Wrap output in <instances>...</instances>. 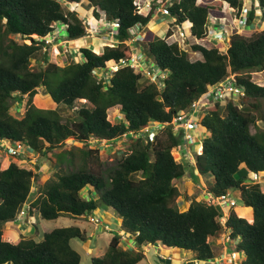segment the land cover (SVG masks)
<instances>
[{
  "label": "trees",
  "instance_id": "obj_1",
  "mask_svg": "<svg viewBox=\"0 0 264 264\" xmlns=\"http://www.w3.org/2000/svg\"><path fill=\"white\" fill-rule=\"evenodd\" d=\"M84 1L0 0V139L27 141L41 162L51 160L50 153L65 146L67 139L76 141L60 157L61 163L62 157L68 160V169L61 165L52 174L21 166L8 157L0 159V264H81V254L71 241H85L88 236L77 225L53 228L41 240L23 234L16 241L4 238V225L14 222L36 193L30 208L38 209L44 219L93 213L98 207L95 198L114 210L136 248H126L122 234L116 233L105 253L93 256L91 264H142L145 247L157 244L208 261L217 256L211 238L224 233L234 244L233 250L241 254L242 264H264V191L254 178L264 173V126L259 124H264V85L251 76L264 71V28L248 35L233 32L226 51L221 50L223 43L208 47L199 39L208 37L210 13L224 16L222 4L210 8L198 0H174L169 17L176 20L165 35L147 32L140 41L155 67L167 74L156 83L131 65L134 51L127 44L138 23L147 26L152 20V9L143 12L137 0H87L97 19L103 14L109 23H119L114 32L117 44L101 52L81 47L82 59L68 58L64 65L49 61L44 53L46 66L34 69L32 61L38 52L43 48L48 52L46 38L56 23L65 26L67 39L86 32L85 17L65 6ZM226 1L242 12L244 0ZM257 3L264 8V0ZM257 14L252 9L246 25ZM176 24L190 29L188 41L194 40L191 47L201 59L192 60L179 43L168 41ZM103 70L108 78L96 75ZM231 75L245 95L238 100L227 96L201 117L200 128L207 135L193 169L195 178L212 177L208 193L214 197L238 190L243 205L253 208L252 222L229 207L222 223V206L208 198L188 196L186 210L177 201L182 190L176 181L185 175L186 165L173 152L183 146L184 138L176 132L173 118ZM40 88L55 104L73 105L81 99L94 107H81L75 119L63 121L57 110L41 111L33 103ZM25 95L29 96L27 106L18 117L10 109L14 100L21 103ZM112 107L120 108L115 123L109 119ZM153 123L162 124V130L146 138L143 131ZM125 134L131 152L107 176L95 170L93 164H99L101 153L92 143H115Z\"/></svg>",
  "mask_w": 264,
  "mask_h": 264
},
{
  "label": "rangeland",
  "instance_id": "obj_2",
  "mask_svg": "<svg viewBox=\"0 0 264 264\" xmlns=\"http://www.w3.org/2000/svg\"><path fill=\"white\" fill-rule=\"evenodd\" d=\"M151 3H150V2ZM158 0H137V3L140 5L141 10L145 9L147 6V3H150L151 6L154 4L156 5V2ZM174 1V0H170ZM199 2H205L208 3L210 8L219 7L220 4L221 10L224 13V16L216 17L212 13L209 14L208 17V37L204 40L199 39L200 43H203L204 45L211 47L216 46L218 43H223V46L221 47L222 51H226L227 49V41L229 40L230 35L233 32L242 33L244 35H248L252 30H261L264 28V8L262 9L258 3L257 0H244V8L242 12L239 14L238 10L232 9L229 6V2L226 0H198ZM158 4V3H157ZM66 7H70L72 9L77 10L80 15H83L86 19V32L77 38L73 39H67L65 31V26H63L60 23L55 24V30L51 33L50 36H48V39H53V41H50L48 46V52H46V48H43L41 51L38 52L36 56V60L32 61V67L34 69L39 68L41 66H46L45 58H43V54L47 53L48 60L58 63L59 65H64L68 58H73L75 61H79L82 59V55L80 52L81 47H89L94 49L97 52H101L105 46H115L117 44V39L114 36V30L112 28L111 23H109L101 14V17L97 19L95 15L93 14V8L88 3V1H84L82 3H65ZM68 9V8H67ZM257 10V16L256 19L251 23L250 25H246L244 22H242L244 16L252 10ZM155 11V10H154ZM247 11H249L247 13ZM262 11V12H261ZM229 12L232 16H229ZM156 14V13H155ZM153 13L152 18V24L148 27H146L143 30V34H147V32H151L153 35H158L163 37L165 35L166 28L163 29V27L168 23L172 21V19L169 17V15H162L161 13H157L155 15ZM220 18V19H219ZM218 21L226 22L228 25H225L226 35L220 34V33H212L210 31V28L212 27L213 23H216ZM167 24V25H168ZM164 25V26H163ZM163 26V27H162ZM152 28V29H151ZM61 32V36H58V32ZM189 31V30H188ZM190 32V31H189ZM144 36V35H143ZM178 35H175L173 37L168 38V41L172 42L178 39ZM142 38V37H141ZM180 40V39H179ZM181 41V40H180ZM182 42V41H181ZM194 42L193 39H190V42H186L184 44H180L181 47L189 52L190 58L192 60L201 59L202 56L199 53H196L193 51L191 44ZM197 43V42H196ZM127 44L130 45L133 48V67L136 71H140L144 74V77L146 79H149L151 81H157L159 80L157 77L155 69V63L154 58L148 54L146 51V48L141 46V44L138 43V41L131 42L130 40H127ZM115 67L112 69L114 71ZM112 71L109 75H111ZM105 70L99 73V71H96V75L98 78L100 77H107L108 75L104 74ZM252 79L261 85H264V71H255L251 73ZM241 96H236L235 99H240ZM29 96L25 95L23 96V100L21 103H18L14 100L13 106L10 109V112L18 117H21L24 115L26 104L28 101ZM226 99V97H225ZM33 103L40 109L41 111H47V109H55L62 117L63 121H67L68 119H75L78 116L79 109L81 107H90L93 108L94 105L89 102L88 100H81L77 99L73 105H67L65 103L55 104L50 100V97L43 88L39 89V92L35 97L33 98ZM238 103V102H237ZM199 118H201L202 114H198ZM120 116V108L119 107H112L109 110V119L112 121V123H115L119 120ZM194 118L197 119V116L194 114ZM259 124L261 126H264L263 122L259 121ZM162 130L160 126L156 123L151 124L147 129L143 131L144 136L147 138L148 136L150 138H153L157 131ZM175 130L178 134L182 133L184 135L182 141L183 146L182 147H175L173 149L174 155L176 159L183 162L186 165V173L185 175L178 179L177 185L181 188L182 194L178 197V205L180 206L181 210H186L188 207V204L190 203V197L188 196H197V199L203 200L205 198H209L210 195L208 194V184L212 183L213 179L211 176L203 177V178H195V171L193 169V165L195 163V156L196 153H199L201 148V141L205 135H207V131L205 129H189L185 126H181L178 124L175 127ZM252 130L255 131V128L252 127ZM181 131V132H180ZM76 144V141L72 139H67L65 146H62L58 148L53 153H50L51 162L44 165V170L49 168V171H51L52 168L55 167L59 168L61 165L64 168H67L68 166V160H66L65 157H62V163L60 162V157L62 155H67V151L71 148H74V145ZM92 145L100 148V155H101V161L99 164H93L95 166V170L99 171L101 174L107 176L109 171L112 170L119 160L121 158L131 152V146L126 136H123V138L118 139L115 143L101 141L100 143H92ZM199 148V149H198ZM26 153L31 154L32 150L27 146L26 147ZM30 159V161H29ZM32 159V160H31ZM22 160H26V165L28 168H32L37 170L35 165H38V163H41L40 159H38L37 156H31V157H24ZM55 162V163H54ZM58 166V167H56ZM93 167V166H92ZM68 169V168H67ZM48 171V170H47ZM260 178H264V174L259 175ZM258 180V178H257ZM261 186L264 189V179L261 180ZM235 193L234 198L237 201V207L241 211V215H244L245 217H249L251 219V211L247 212V208L245 211L241 208L243 206V202L241 200V197L239 195V191L235 190L233 191ZM86 194V193H85ZM99 195V194H98ZM37 196V193L34 194V197ZM32 197V199L34 198ZM97 197V195H96ZM98 201V207L96 210L93 211V214L99 218L100 222H104L105 220L110 222L109 226L110 228L106 231H102L99 226H96L94 222H92L89 219V213L79 218V222L83 225L84 229L86 230L87 239L85 241H82L80 239H72L71 244L72 246L78 250L81 254V264H91L92 257L93 256H100L103 255L108 247V244L110 242L111 237L116 234H124L122 237L123 241L126 240V242H129L130 245H135L134 240H130L131 236L129 234L124 233L123 228L121 227L120 220H118V217L114 210L110 207L105 206L102 202L98 200V198H95ZM228 210V209H226ZM236 211V210H235ZM37 224L35 226L38 228V232H35L33 235H24L27 237H34L37 240H41L43 238V235L45 232H48L56 227H63V226H71L68 225L64 217H59L58 219H43L41 217L38 218ZM74 222V219H72ZM10 229V228H9ZM13 229V227H12ZM126 236V237H125ZM228 236V234H227ZM91 237V238H90ZM128 237V239H126ZM4 238L13 241L15 238H12L6 231L4 232ZM91 239V241H89ZM230 241L227 240V237H225L224 234L220 235L219 237H212L211 243L214 249V252L216 253L217 257L220 255H225L227 252H231L233 250L234 244L230 245ZM129 243H124V245L129 246ZM90 247H88V246ZM183 251V250H181ZM188 253V252H187ZM186 252H182L181 258L186 259V261H189L192 256L191 254H187ZM160 254H164L166 256H169L170 254H175V251H172L170 249H163L161 247L157 246H151L149 247L146 257L143 260L142 264H160L157 262V256ZM241 258V257H240ZM176 259V261L179 262V260ZM208 260V261H195V264H226L222 261L216 260ZM174 263V264H175ZM191 263V262H190ZM173 264V263H172Z\"/></svg>",
  "mask_w": 264,
  "mask_h": 264
},
{
  "label": "built area",
  "instance_id": "obj_3",
  "mask_svg": "<svg viewBox=\"0 0 264 264\" xmlns=\"http://www.w3.org/2000/svg\"><path fill=\"white\" fill-rule=\"evenodd\" d=\"M150 2V1H149ZM158 3V4H157ZM170 0H158L156 2V5L154 6V10L156 12L162 13L164 15H168L170 13ZM148 8H150V3L147 4ZM153 7V6H152ZM232 8V6H230ZM232 9H235L234 7ZM229 16H232L229 13ZM247 14L244 16L242 22H244L246 24L247 22ZM173 20L175 21L176 18H173ZM225 25H228L226 22H221L218 21L216 23H213L212 27L210 28V31L212 33H220L223 35H226L225 30L226 27ZM119 26L118 22H113L112 23V28L113 30H117V27ZM141 23H138L137 26L135 27V32L133 33L132 37L130 38L131 41L135 42L137 40H141L143 38L142 34H141ZM176 30H174L173 34L170 37H173L175 35H178L179 33V37L178 39H176L175 41L172 42H178L180 44H184L186 42H188V39L192 36L191 32H189L187 29H184L182 26L180 25H175ZM139 30V31H138ZM58 36H61V32H58ZM142 37V38H141ZM169 37V38H170ZM182 41H180V40ZM50 41H53V39H48V37L46 38V43H50ZM123 63L125 62V60L122 61ZM134 61L132 60L131 65H133ZM167 74L165 72H161L160 76L162 77V79L166 76ZM234 75H231L230 77H228V79L226 81H222L219 84L216 85H212L208 91L203 94L200 98H198L197 100H195L190 109L187 110L184 114H180L177 117L173 118V123L175 125V127L180 124L181 126H185L186 128H193L196 129L199 127V121H198V114H205L208 111V108L211 107L215 102L220 101L225 99V97L229 96V97H236V96H243L245 95V92L243 90V88L241 86H239L238 84H235L234 81ZM154 82H158L160 83V80L154 81ZM194 114L197 116V119L194 118ZM159 126H161L162 124L158 123ZM178 132V131H177ZM126 136V134L124 135ZM106 141V140H104ZM108 142V141H106ZM26 147H27V142L23 141V142H18V143H13L10 140H2L0 139V155H5L9 158H19L20 156H28L29 154L26 153ZM30 156V155H29ZM255 178H258V176H255ZM210 197L208 198L209 200L215 201L217 203H219L223 208L226 207H234L237 204L236 199L234 198V193H232L231 191H227L223 194H221L218 197H214L211 194H209ZM25 213L24 210L21 211L20 215H23ZM220 221L222 223H225L228 216L223 213L220 217ZM89 219L95 223V225H99L100 221L99 218L96 217L94 214H89ZM227 237V240L230 241V237L229 235L225 236ZM225 255H220V257H218V261H222L223 263L226 264H242L243 259L240 258L241 254H239L238 252L232 250L231 252H227L224 253ZM217 258V257H216ZM215 259H213L214 261Z\"/></svg>",
  "mask_w": 264,
  "mask_h": 264
},
{
  "label": "crops",
  "instance_id": "obj_4",
  "mask_svg": "<svg viewBox=\"0 0 264 264\" xmlns=\"http://www.w3.org/2000/svg\"><path fill=\"white\" fill-rule=\"evenodd\" d=\"M262 12V11H261ZM264 12V11H263ZM157 14L158 12H154V14ZM155 14V15H156ZM154 19V18H153ZM153 19L148 23V26H150L151 24H152V21H153ZM168 24V23H167ZM163 25L162 27H163V29H165L166 27L168 28V26H169V24L168 25ZM147 26V27H148ZM166 28V29H167ZM152 29V28H151ZM202 117V116H201ZM199 129H202V128H198L197 130H199ZM201 147H202V141H201V145H200ZM34 154V156H37L38 157V155L36 154V153H33ZM33 154L32 155H30V157L31 156H33ZM51 158H53V157H51ZM9 160H15V161H17L21 166H25V167H27L26 165H24V164H26V160H22V159H18V158H9ZM32 160V159H31ZM29 161H30V159H29ZM52 160H46V161H44V162H41V163H38V165H35L36 166V168H37V171H40V172H43V173H48V174H52L54 171H56V169H55V167L54 168H52L51 169V171H49V168H47L46 170H44V165L45 164H48L49 162H51ZM55 163V162H54ZM56 167H58V166H56ZM48 170V171H47ZM262 174H264V173H260V175H262ZM264 178H258V180H256L257 182H261V180H263ZM261 184V183H260ZM261 188H262V186H261ZM34 189H36L35 187H34ZM262 190L264 191V189L262 188ZM85 193H87L88 194V192L85 190ZM36 197V196H35ZM35 197L33 198V199H30V201L29 202H27V204L24 206V208L26 209V213L20 218V219H16L14 222H11L10 224H8V225H4V232L6 231V233H8L10 236H12V238H15L13 241H16L22 234L23 235H33L35 232H37V233H39L37 230H38V228L35 226V224H37V222H38V218L39 217H41V215H40V212H39V210L38 209H36L35 207H31L30 208V206H31V203L34 201V199H35ZM229 207H226V209H228ZM235 208V210H236V212H237V214L239 215V216H242V217H245L244 215H241V211H240V209L237 207V205L234 207ZM242 209H243V211H245L247 208H250L251 209V214H252V220H250L249 219V217H245V218H247L250 222H252L253 221V218H254V211H253V208L252 207H249V206H242L241 207ZM226 209H224V212H225V214L228 216L229 214H228V210H226ZM247 212H249V211H247ZM62 217H64L65 218V220H67V224L68 225H77V226H79L80 228H82L83 230H85L84 229V227H83V225L79 222L80 220H79V218H81V217H84V216H86V215H80V216H71V215H61ZM61 216H59V217H61ZM58 217V218H59ZM42 218V217H41ZM58 218H56V219H58ZM44 219V218H43ZM72 219H74V222L72 221ZM118 220H120L119 218H118ZM109 224H110V222H108V221H104V222H100V225H99V228L102 230V231H106L107 229H109L110 228V226H109ZM12 227H13V229H12ZM10 228V229H9ZM51 231V230H50ZM86 231V230H85ZM224 235L226 236L227 234H225L224 233ZM122 236H124V234H122ZM126 237V236H125ZM34 238V237H33ZM91 238V237H90ZM112 238V237H111ZM126 239H128V237L126 238ZM134 238L133 237H131L130 238V240H133ZM111 240V239H110ZM89 241H91V239H89ZM124 243L126 244V243H129V242H126V240L125 241H123L122 242V244L124 245ZM86 246H88V245H86ZM126 248H128V247H132V248H136V245H130V243H129V246H127V245H124ZM151 246H157V247H161V248H163V249H170V250H172V251H175V254H170L169 256H166V255H164V254H160L159 256H157V262L158 263H160V264H174L175 263V260L176 259H178L179 257H181L182 256V252H185V251H181V250H179V249H176V248H168V247H165V246H163V245H161V244H157V245H148V246H146L145 247V254H147V251H148V249H149V247H151ZM88 247H90V246H88ZM187 253V252H186ZM225 253V252H224ZM187 254H191L190 256H192V258L189 260V261H186V259L188 258H185V259H183V258H181L180 260H179V262L178 261H176V263L175 264H195V261H197V259H195V257H194V254L192 253V252H188ZM219 257V256H218ZM218 257L216 258V260H218ZM198 261H202V260H198ZM191 262V263H190ZM206 262V261H205ZM220 262V261H219Z\"/></svg>",
  "mask_w": 264,
  "mask_h": 264
},
{
  "label": "clouds",
  "instance_id": "obj_5",
  "mask_svg": "<svg viewBox=\"0 0 264 264\" xmlns=\"http://www.w3.org/2000/svg\"><path fill=\"white\" fill-rule=\"evenodd\" d=\"M172 2H173V1H171V3H172ZM150 3H151V2H150ZM147 4H148V3H147ZM170 5H171V4H170ZM154 6H155V4L153 5V7L150 5V8H148V6H146L145 9H143L142 11L145 12V13H149V12H150V9H152V11H153V13H154V12H156V11H154ZM229 6H232V5L229 3ZM232 7H233V6H232ZM234 8H235V7H234ZM262 9H263V8H262ZM158 13H159V12H158ZM229 13H230V12H229ZM161 14H162V13H161ZM162 15H164V14H162ZM168 15H169V14H168ZM219 19H220V18H219ZM172 21H174L173 18H172ZM111 25H112V24H111ZM147 26H148V25H147ZM147 26H143V25L141 26L140 31H141L142 36H143V35H144V36H143V38H142L141 40H137L139 44H140V41H142V40L145 38V34H143L142 32H143V30H144ZM211 26H212V25H211ZM143 27H144V28H143ZM173 29L176 30V27L174 26ZM184 29H185V28H184ZM134 30H135V29H132V35H133V33L135 32ZM187 30L190 31L189 28H187ZM138 31H139V30H138ZM64 32H65V31H64ZM114 32H115V30H114ZM190 32H191V31H190ZM132 35L130 36V38L132 37ZM191 35H192V33H191ZM130 38H129L128 40H130ZM190 38H191V37H190ZM130 41H131V40H130ZM131 42H133V41H131ZM169 42H170V41H169ZM177 43H178V42H177ZM154 71L156 72L158 79H159V80H160V78L162 79V77L160 76V73H161L162 71H160L159 69H157V67H155ZM150 81H151V80H150ZM153 82H154V81H153ZM156 83H158V82H156ZM203 115H204V114H203ZM203 115H202V116H203ZM200 119H201V118H198V121H199V127H200ZM199 127H198V128H199ZM198 128H196V129H198ZM2 140H7V139H2ZM26 142H27V141H26ZM27 146H28V144H27ZM201 150H202V148H201ZM201 150H200V152H201ZM200 152H199V153H200ZM33 153H35V152L32 151V153L29 154V155H32ZM29 155L26 156V157H30ZM33 155H34V154H33ZM3 157H7V156L1 154V155H0V159L3 158ZM8 158H9V157H8ZM23 158H24L23 156H20L18 159H23ZM255 176H258V178H259V175H255ZM255 176H254V178H255ZM255 179L257 180V178H255ZM231 192L234 193L233 191H231ZM208 194H209V193H208ZM234 195H235V193H234ZM236 205H237V204H236ZM234 207H235V206H234ZM222 208H223V207H222ZM224 209H226V208H223V210H224ZM22 210H24L25 213H26V209H25L24 207H23ZM22 210H21V211H22ZM21 211H20V213H21ZM20 213L18 214V217H17L18 219H20V218L25 214V213H24L23 215H20ZM224 213H225V212H224ZM89 214H90V213H89ZM89 214H88V215H89ZM91 214H93V213H91ZM99 225H100V224H99ZM99 225H98V226H99ZM96 226H97V225H96ZM216 257H217V256H216ZM216 257H215V258H216ZM211 260H213V259H211Z\"/></svg>",
  "mask_w": 264,
  "mask_h": 264
},
{
  "label": "water",
  "instance_id": "obj_6",
  "mask_svg": "<svg viewBox=\"0 0 264 264\" xmlns=\"http://www.w3.org/2000/svg\"><path fill=\"white\" fill-rule=\"evenodd\" d=\"M85 33V32H84ZM84 33H82V34H84Z\"/></svg>",
  "mask_w": 264,
  "mask_h": 264
},
{
  "label": "bare ground",
  "instance_id": "obj_7",
  "mask_svg": "<svg viewBox=\"0 0 264 264\" xmlns=\"http://www.w3.org/2000/svg\"><path fill=\"white\" fill-rule=\"evenodd\" d=\"M201 147V146H200ZM199 149V148H198Z\"/></svg>",
  "mask_w": 264,
  "mask_h": 264
}]
</instances>
